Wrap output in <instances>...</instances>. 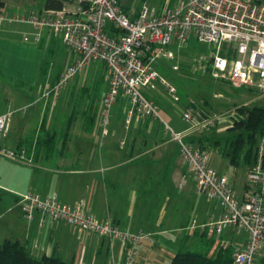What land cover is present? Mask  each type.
I'll list each match as a JSON object with an SVG mask.
<instances>
[{"label":"crops","instance_id":"0c3cea01","mask_svg":"<svg viewBox=\"0 0 264 264\" xmlns=\"http://www.w3.org/2000/svg\"><path fill=\"white\" fill-rule=\"evenodd\" d=\"M43 1H39L38 9L29 12L45 9ZM0 2V8H4L3 11L9 15L21 11L20 7L8 9L5 0ZM14 24L22 23L5 24L0 32ZM50 34V31L43 30L39 40L34 42L43 41L50 45ZM65 62L61 70L46 74L43 85L36 90L3 87L8 98L0 102V113L8 107L19 109L29 105L21 113L13 114L3 144L8 149H24L31 162L5 158L11 163L4 162L0 167V200L3 199L4 191L10 195L4 211L0 213V242L7 238L17 239L36 258L55 255L73 264H124L127 247L118 239L84 232L62 221H52L39 212H34L29 219L24 217L19 205L20 196L33 192L41 198L55 195L60 203L67 206L82 202L85 210L97 220L111 219L124 233H147L149 237L137 247L134 264H169L180 247L186 248V238L176 233L179 231L184 237L192 234L200 238L199 250L206 249L205 242L209 240L213 241L214 247L221 240L233 245L243 244L245 232L237 234L232 227L226 228L220 237L208 235L206 225L220 215V208L215 201L204 197L208 203L193 205L191 209L196 214L194 219L189 216L187 209L175 205L171 193L174 190H179L180 196L188 192L191 195L189 189L193 188L199 193L191 178L181 184L185 167L179 156L178 144L159 119L134 117L126 127L125 119L130 105L126 98L120 97L112 112L108 130L109 114L104 124L102 102L84 103L83 109H93L94 113L92 117L78 121V118L73 117L74 105L66 99L64 107L67 120L58 121L55 110L61 95L53 90V81L73 61L66 59ZM88 69L75 76L74 86L78 84L76 92L79 86H85ZM99 73L106 77V93L108 76L104 67L99 68ZM33 90L34 95H37L36 101L27 104L29 102L26 99ZM46 92L49 94L42 96ZM149 99L158 105L157 101ZM99 105L101 117L96 123L95 113ZM178 111L180 113L181 110ZM159 112L164 121L168 124L172 122L165 112L160 109ZM185 128L186 124L178 132H183ZM186 139L202 145L199 133L191 134ZM210 153L212 165L228 177L235 193L241 196L246 189V178L241 185L234 183L235 166L224 160L221 153V159L215 158L212 150ZM190 183L194 187L191 188ZM172 201L174 208H171ZM193 222L195 226L191 227ZM260 257L264 260V250Z\"/></svg>","mask_w":264,"mask_h":264},{"label":"built area","instance_id":"2783aa9c","mask_svg":"<svg viewBox=\"0 0 264 264\" xmlns=\"http://www.w3.org/2000/svg\"><path fill=\"white\" fill-rule=\"evenodd\" d=\"M10 23L29 25L33 29L29 34L33 41H38L40 33L48 30L75 55L54 89L84 71L90 63H102L108 76V89L102 99L104 124L111 106L120 97L126 98L130 105L126 127L134 117L159 119L178 144L185 167L181 184L191 178L196 191L215 201L220 208L218 218L206 225L208 235L220 237L228 227L237 234L245 232L243 244L233 245L221 240L219 246L231 249L233 264H264L260 257L264 249V138L256 143L255 161L245 173L246 189L238 196L228 177L212 165L210 151L186 139L191 134L202 133L213 119H201L191 105L186 106L180 111L186 128L175 132L161 118L156 103L144 94L145 90L159 84L178 100L176 90L156 72L152 63L158 57L170 56L166 46L172 40L181 46L192 36L213 48L210 64L213 78L230 80L264 95V0H176L159 11L150 7L147 0L127 7L118 0H63L61 9L33 11L27 16L7 15L0 8V29ZM23 39L28 41L29 37ZM222 48L226 49L223 54ZM174 69H178L177 66ZM25 108L8 107L0 113V156L30 163L24 149H8L3 144L13 114ZM234 116L217 121L229 122L231 126ZM19 205L22 215L28 219L39 212L52 221L120 240L127 247L124 264H134L138 245L149 237L143 232L124 233L111 219L97 220L85 210L82 202L67 206L55 195L41 198L29 192L20 196ZM194 226L193 222L191 227Z\"/></svg>","mask_w":264,"mask_h":264},{"label":"rangeland","instance_id":"374dc122","mask_svg":"<svg viewBox=\"0 0 264 264\" xmlns=\"http://www.w3.org/2000/svg\"><path fill=\"white\" fill-rule=\"evenodd\" d=\"M8 9L20 7V12L15 15L27 16L32 9H38L40 0H5ZM150 7L155 10H161L165 5H171L176 0H147ZM123 6H138L142 0H119ZM5 6V5H4ZM2 11L4 8H1ZM9 15L7 12H4ZM11 15H14L12 12ZM33 29L27 24H14L11 28H6L0 32V102H4L8 98V93L3 91V87L9 86L12 88L27 89L38 88L43 85V80L46 74L59 71L66 64V59L71 62L74 61L75 55L71 53L62 44L61 39L51 32L52 42L48 45L46 42H34L29 36ZM24 36L29 37V41H25ZM169 57H158L152 63L156 72L165 79L168 85L172 86L176 92L175 95L178 100H174V96L167 91V89L157 84L152 90H145L144 94L157 101V107L166 113L172 119L169 125L175 132L180 128H184L185 124L180 119L178 110L186 108L191 105L198 113L201 119L211 118L212 123L208 125L207 129L201 134L202 142L200 143L209 151L212 150L215 158H222L221 150L228 149L229 140L236 132L229 131V122L217 121L218 118L227 117L231 114L237 113V108L251 105H259L264 107V95H260L255 89L245 87L233 83L230 80L215 79L211 76V54L213 48L207 44H203L190 36L187 42L178 46L173 40L166 46ZM226 49L222 48L221 53ZM70 65V64H69ZM68 65V66H69ZM66 66L63 70L68 67ZM177 66L178 69H174ZM104 67L102 63H90L88 69L87 82L85 86H79L76 92L75 77L69 79L61 87L53 90L60 93L61 100L58 102L55 116L58 121L63 122L67 120L66 109L64 101L74 105L73 117L82 118L92 117L93 109H83L84 103L91 101L100 104L104 97L106 87V77L100 76L99 68ZM61 77V76H60ZM60 77H56L53 81L56 84ZM75 89V90H74ZM35 90L26 102L34 103L37 95ZM73 90L75 92H73ZM44 94V93H43ZM40 97V95H39ZM38 97V98H39ZM42 98V97H41ZM39 98V99H41ZM38 99V100H39ZM34 101V102H33ZM118 101V100H117ZM155 103V102H154ZM117 102L111 106L109 113V123L106 128L108 130L110 122L113 118V110ZM29 107V105H27ZM26 106V107H27ZM11 109H15L11 107ZM22 110L16 111L20 112ZM70 111V108H69ZM15 112V113H16ZM21 113V112H20ZM69 114V113H68ZM100 105L95 113L94 122H99ZM216 119V120H215ZM61 125H59L60 127ZM264 138V136H261ZM261 137H258L261 138ZM215 141H217L215 143ZM5 158H0V167L2 163H11ZM227 161V158L224 157ZM225 161V162H226ZM247 163L241 154L238 166L234 168V183L241 185L244 181ZM232 179V178H231ZM191 188L194 187L190 183ZM233 186V185H232ZM246 186V185H245ZM185 196L179 195V190H174L172 197L179 204L182 209H187V213L193 219L196 214L193 213L191 207L197 204L208 203L204 196L197 194L193 189H189ZM3 193V199L0 200V213L5 209L7 199L10 195L7 192ZM174 208L173 201L171 202ZM169 208V207H168ZM169 208V210H171ZM198 221V218L195 219ZM180 237L186 238V248L188 250H199L200 238L190 234L184 237L181 231L176 232ZM264 250V249H263Z\"/></svg>","mask_w":264,"mask_h":264},{"label":"trees","instance_id":"16d2710c","mask_svg":"<svg viewBox=\"0 0 264 264\" xmlns=\"http://www.w3.org/2000/svg\"><path fill=\"white\" fill-rule=\"evenodd\" d=\"M62 1L44 0V8L61 9ZM229 131L236 133L229 140L228 149L221 150V155L235 167L238 166L241 154L247 164L254 162L258 137L264 136V107L251 105L237 108ZM205 245L207 247L203 250H188L183 246L180 247L169 264H233L229 247L222 248L217 242L214 247L213 241L210 240L206 241ZM0 264L73 263L63 261L55 255H43L36 258L24 243L17 239L7 238L0 242Z\"/></svg>","mask_w":264,"mask_h":264}]
</instances>
